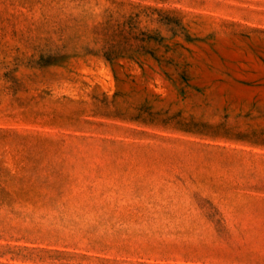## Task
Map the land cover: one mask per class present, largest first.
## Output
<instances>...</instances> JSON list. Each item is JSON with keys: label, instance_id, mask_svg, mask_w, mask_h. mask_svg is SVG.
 I'll use <instances>...</instances> for the list:
<instances>
[{"label": "rangeland", "instance_id": "obj_1", "mask_svg": "<svg viewBox=\"0 0 264 264\" xmlns=\"http://www.w3.org/2000/svg\"><path fill=\"white\" fill-rule=\"evenodd\" d=\"M0 264H264V0H0Z\"/></svg>", "mask_w": 264, "mask_h": 264}]
</instances>
